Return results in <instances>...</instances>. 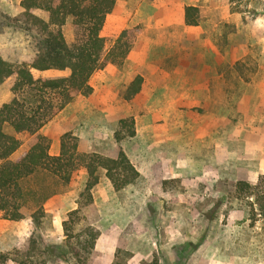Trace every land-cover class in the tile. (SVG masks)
<instances>
[{
    "label": "rangeland",
    "instance_id": "obj_1",
    "mask_svg": "<svg viewBox=\"0 0 264 264\" xmlns=\"http://www.w3.org/2000/svg\"><path fill=\"white\" fill-rule=\"evenodd\" d=\"M201 2L199 20L209 28L211 37L218 39L227 33L231 45L244 43L245 55L255 61L245 65L248 70L254 66L247 82L230 78L231 100L224 110L229 124L223 137L212 133L206 124L198 126L197 132L186 126L180 130L178 150L174 125L166 130L159 125L162 119L147 125L140 112L134 138L123 128L116 141L125 143L128 156L140 171L134 182L115 190L98 169L101 179L91 189L92 202L86 203L85 197L79 196L86 178L84 167L75 169L68 182L39 168L22 179L23 217L10 227H0V232L14 233L12 237L0 235V246L17 248L12 245L31 236L34 242L21 257L26 264H264V218L248 191L236 189L240 180L254 184L264 176V99L247 95L249 87L251 92L253 87H264V0ZM209 3L218 10H209ZM222 8L239 16L238 23H218ZM17 13L0 6V55L15 64L34 53L36 42L32 33L12 21ZM216 15L218 19L213 18ZM61 29L68 43L77 37L71 17H66ZM109 34V30L103 31L104 53L112 46ZM11 84L12 77L0 86V105L12 97ZM245 86L247 97L243 99ZM123 90L119 83L101 94L76 95L61 114L46 120L43 135L51 143V135L59 138L73 126L69 131L74 135L89 137L86 144L115 152L111 139L118 128V109L108 110L114 120L107 121L91 106L99 98L116 104L123 99ZM165 130L169 133L163 135ZM19 137L21 152L27 147V135ZM77 139L82 152L86 144L81 146ZM57 148L54 145L51 151ZM38 209L42 214L34 223L31 214ZM74 209L78 211L69 214ZM88 225L100 232L89 255L83 245Z\"/></svg>",
    "mask_w": 264,
    "mask_h": 264
},
{
    "label": "trees",
    "instance_id": "obj_2",
    "mask_svg": "<svg viewBox=\"0 0 264 264\" xmlns=\"http://www.w3.org/2000/svg\"><path fill=\"white\" fill-rule=\"evenodd\" d=\"M232 0H228L231 2ZM115 0H20L23 8L12 21L19 27L32 33L36 42L34 53L25 56L19 63H12L0 55V84L12 77L10 100L0 105V212L1 217L19 220L23 189L22 179L41 168L68 182L72 172L79 166L84 167L86 178L79 196L86 203L92 202V187L99 181L97 170H105V177L115 190H120L134 182L139 173L126 153L120 149L115 157L104 156L96 152H79L77 136L71 131L59 137V151L50 154L49 139L40 132L47 119L58 113L76 95L88 96L92 93L89 83L91 75L102 69L108 62L118 63L125 57L139 28L131 27L120 31L113 46L104 51L105 38L101 29L105 16ZM41 11L45 15L38 14ZM199 9L196 6L184 7L186 24H198ZM67 16H71L77 28V37L68 43L62 32ZM247 62L255 63L250 56L238 60L234 69L240 72L244 80L249 79ZM56 69L68 71L57 76H35V72ZM142 77L136 75L122 93L126 100L131 99L140 89ZM118 128L114 138L121 139L120 131L127 128V135L135 134L134 120L131 116L117 121ZM25 133L27 148L14 159L11 155L21 146L19 135ZM236 189L247 190L257 204V210L264 218V176L254 184L238 181ZM72 210L69 214L77 212ZM42 210L31 214L34 223H38ZM87 240L84 249L87 255L92 252L99 230L91 225L84 228ZM34 240L31 236L11 252H0V264L8 259L26 264L25 256ZM51 247V246H50ZM29 250V249H28ZM27 250V253H28Z\"/></svg>",
    "mask_w": 264,
    "mask_h": 264
},
{
    "label": "crops",
    "instance_id": "obj_3",
    "mask_svg": "<svg viewBox=\"0 0 264 264\" xmlns=\"http://www.w3.org/2000/svg\"><path fill=\"white\" fill-rule=\"evenodd\" d=\"M130 2L132 4L129 3V0H115L112 10L105 16L101 29L102 35L103 31L109 30V35L113 38L111 41L113 46L121 30L138 26L139 31L136 33L129 51L120 62H108L102 69L95 71L91 75L89 83L93 88L91 94H101L109 88L118 86L119 83L125 90L131 80L136 75H140L142 77L140 89L129 101L124 98L118 99L116 104L110 105L109 98H107L108 100L99 98L98 101H92L91 107L100 115L104 114L107 121L114 120L113 117L110 118L112 112L108 111L109 109H118V120L133 116L134 124L137 123V116L140 112H143L142 118L147 122V125L155 124L156 119H162L163 121L159 123L160 126L167 130V126L174 125V128L177 129L173 137L175 141H178V150L181 149L182 140L180 130L186 126L198 129L206 124L212 133L219 132L223 137L224 128L227 131L228 127L226 126L229 124V116L225 111L228 110L231 100L230 78L232 76L242 82L248 81H245L243 75L234 69L235 62L243 60L247 56L244 51L245 44L231 45L227 33L225 37L224 34H221L218 39H213L209 28L200 22L199 17L198 24H186L184 7L196 6L199 8L203 6L201 0H130ZM0 6L5 11L8 8L17 12L23 10L20 0H0ZM207 7L209 10H218L216 5L210 3ZM222 9L223 16L219 18L218 23H238L237 17L239 16L230 13L228 8ZM41 16L45 17L44 14ZM213 18L218 19L217 15ZM240 51L242 52L240 53ZM60 71L48 69L37 73L42 76L47 74L56 76L60 74ZM243 89H246V86ZM249 89L250 92L247 95L250 97L253 95L254 99L259 101L264 99V87H253L252 92L251 87ZM247 90H243V99L247 97ZM65 107L55 116L61 114ZM72 127H67L64 131H69ZM166 130L163 135L169 133ZM202 130L205 131L204 127ZM42 131L41 127L40 132L42 133ZM134 135L130 138H134ZM77 136L81 146L89 140V137H83L81 134ZM50 137L49 153L57 154L59 138L53 135ZM95 139L100 140V138ZM111 141V145L117 147L113 153L95 148L93 143L83 146L82 152H96L104 156L115 157L122 149L128 156L125 143H117L119 141L114 138V135ZM54 145H57L58 148L51 151ZM18 149L11 155L12 159L22 152H18ZM128 158L130 159L129 156ZM130 161L139 173L137 166L131 159ZM100 170L105 176V170L102 168ZM13 221L4 219L0 215V227H10ZM0 235L12 237L14 233L2 230ZM1 245L3 246H0V252L19 249L7 248L6 244ZM19 245L13 244L12 246L18 247ZM5 264L21 263L8 259Z\"/></svg>",
    "mask_w": 264,
    "mask_h": 264
}]
</instances>
